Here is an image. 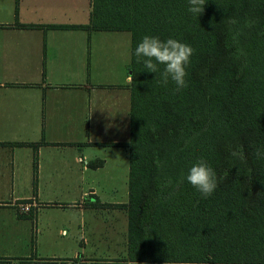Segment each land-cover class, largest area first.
Segmentation results:
<instances>
[{
    "label": "trees",
    "instance_id": "1",
    "mask_svg": "<svg viewBox=\"0 0 264 264\" xmlns=\"http://www.w3.org/2000/svg\"><path fill=\"white\" fill-rule=\"evenodd\" d=\"M205 2L92 0L86 26L131 36L129 264H264V0ZM145 35L194 49L187 88L137 62ZM199 158L218 177L206 199L185 179Z\"/></svg>",
    "mask_w": 264,
    "mask_h": 264
},
{
    "label": "crops",
    "instance_id": "2",
    "mask_svg": "<svg viewBox=\"0 0 264 264\" xmlns=\"http://www.w3.org/2000/svg\"><path fill=\"white\" fill-rule=\"evenodd\" d=\"M91 6L0 0V243L68 228L84 238L88 264L116 225L96 212L126 213L128 186L118 198L112 181L129 175L131 83L130 33L86 26ZM68 210L77 222L54 217Z\"/></svg>",
    "mask_w": 264,
    "mask_h": 264
},
{
    "label": "rangeland",
    "instance_id": "3",
    "mask_svg": "<svg viewBox=\"0 0 264 264\" xmlns=\"http://www.w3.org/2000/svg\"><path fill=\"white\" fill-rule=\"evenodd\" d=\"M129 71V69H128ZM124 152V150H121ZM117 189L118 198H125L127 191L128 176L119 178L118 180L112 181ZM88 200L92 201L89 197ZM22 211H20L21 213ZM68 210L65 213H57L54 215L56 219H60L65 222H77L79 219L76 214ZM25 215L32 216V210L22 212ZM96 214L101 217L105 216L108 220L111 219L112 215L115 214L114 221L116 222L112 244L108 242L102 251L96 255L101 260L97 262H89V264H129L127 259V214L123 212H107L99 211ZM65 234L54 237V239H45L44 237H38L31 234L29 237H25L22 242H8L0 243V264H64V261L59 260H38L36 257L42 258H54L60 256L70 257L66 262L68 264H88L84 262V238L81 239L79 235H70L72 229L66 228ZM89 242L91 239L89 238ZM92 244L86 245L85 252L90 254L92 251ZM126 261V262H124Z\"/></svg>",
    "mask_w": 264,
    "mask_h": 264
},
{
    "label": "clouds",
    "instance_id": "4",
    "mask_svg": "<svg viewBox=\"0 0 264 264\" xmlns=\"http://www.w3.org/2000/svg\"><path fill=\"white\" fill-rule=\"evenodd\" d=\"M205 0H188V11L195 16L203 12ZM194 49L177 39L168 38L161 40L156 36L145 35L135 48L134 55L138 63H142L149 72H160V83L167 87L169 81L175 84V92L187 88V66L190 64ZM163 65L162 71L159 66ZM129 76V82L133 77ZM233 156L239 155V150L232 152ZM257 159H264V148L255 150ZM187 182L194 187L203 198L210 197L218 186V177L214 169L204 158H199L189 169L185 177Z\"/></svg>",
    "mask_w": 264,
    "mask_h": 264
},
{
    "label": "built area",
    "instance_id": "5",
    "mask_svg": "<svg viewBox=\"0 0 264 264\" xmlns=\"http://www.w3.org/2000/svg\"><path fill=\"white\" fill-rule=\"evenodd\" d=\"M22 209H24V210H25V209H26V207H22ZM26 211H27V209H26Z\"/></svg>",
    "mask_w": 264,
    "mask_h": 264
}]
</instances>
